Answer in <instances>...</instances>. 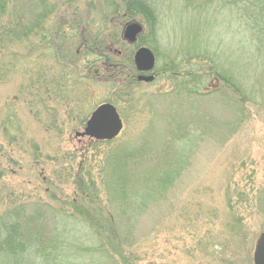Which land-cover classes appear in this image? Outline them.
Instances as JSON below:
<instances>
[{
  "label": "rangeland",
  "instance_id": "rangeland-1",
  "mask_svg": "<svg viewBox=\"0 0 264 264\" xmlns=\"http://www.w3.org/2000/svg\"><path fill=\"white\" fill-rule=\"evenodd\" d=\"M51 1L56 11L44 23L50 31L49 44L40 49L36 39L28 38L11 45L10 52L19 59L0 79V217L20 205L28 212L68 209L63 203L76 193L77 178L93 181L104 203L110 155L142 140L154 116L160 119L171 105L179 109L187 104L185 99L181 104L172 99L179 87L166 75L134 84L126 99L119 96L124 89L117 93L104 61L85 55L81 40L97 37L111 52L131 60L137 48H149L158 54L154 68H161L188 54L192 33L197 31L226 73L236 74L241 66L236 15L228 8L219 11L217 3L195 9L180 0H150L158 13L155 43H151L140 17L111 15L103 0ZM128 23L142 26L139 36L151 47L122 39ZM206 63L200 61L198 66ZM215 85L208 83V90ZM261 89L263 100L245 103L237 113L226 99L215 95L201 99V112L213 125L198 126L194 154L180 177L127 236L124 245L134 264H253L256 241L264 233V79ZM126 100L138 101L137 106L132 108L134 103ZM104 103L115 107L123 124L120 134L98 143L75 138L90 113ZM144 141L149 143L146 136ZM149 165L144 163L143 174L151 171ZM143 186L128 185L132 193ZM70 225L73 237L67 249L102 243L94 242L83 223ZM115 261L97 256L91 263L75 264H123Z\"/></svg>",
  "mask_w": 264,
  "mask_h": 264
},
{
  "label": "trees",
  "instance_id": "trees-1",
  "mask_svg": "<svg viewBox=\"0 0 264 264\" xmlns=\"http://www.w3.org/2000/svg\"><path fill=\"white\" fill-rule=\"evenodd\" d=\"M180 1L196 6L195 9L199 5L207 8L217 3L219 11L226 8L234 11L240 32V70H236V74L226 73L222 65L217 64L219 58L207 51L205 37L202 35L200 41L197 31L193 32L192 44L186 49V56H182L177 64L172 58L161 68L153 70L154 76L166 75L168 81L179 87L171 94L172 99L179 104L185 99L187 104L179 109L171 105L160 119L154 116L142 140L124 145L110 155L105 175L104 203L99 199L93 181L89 179L84 183L77 178L74 180L76 193L73 192L70 198L66 197L63 203L68 208L66 210L50 209L49 213H45L33 208L28 212L23 205L7 210L0 217V264H75L79 260L91 263L92 258L97 256L113 263L115 259H120L123 264H134L132 252L127 251L128 245H124L127 236L136 231L140 218L157 204L180 177L183 167L194 154L199 138L195 134L197 129L200 131L198 126L205 124L204 127L208 129L209 125H213L210 118L201 112V99L214 95L226 99L236 107V113L245 103L263 100L264 0ZM149 2L103 0L102 6L121 19L140 17L147 27L148 38L155 43L158 13ZM55 8L51 0H0L1 80L3 73L12 70L19 59L10 52L11 45L26 42L28 38L36 39L40 49H44L43 43L44 46L49 44L46 39L50 31L44 23L49 15L54 14ZM81 43L85 55L104 61L109 77L119 88L117 93L124 89L119 96L125 99L130 97L129 88L137 84L131 57L123 59V55L111 52L109 45L97 37L83 39ZM136 44L151 47L143 42L142 36L138 37ZM32 50L34 52L35 49ZM154 56L158 58L157 52H154ZM200 61H206V67L198 66ZM230 66L232 71L234 67ZM208 83H215L214 89L208 90ZM130 102L134 103L132 108L137 106L138 101L126 100V103ZM145 136L150 144L144 141ZM160 141L163 144L160 145ZM144 163H150L151 171L147 174L141 172ZM130 183L144 186L132 193L128 187ZM74 222L83 223L94 242L96 239L102 242L100 246L95 247L92 243L88 248L79 249L74 244L72 249H67L68 240L72 244L73 237L70 223ZM85 258L87 260L83 261Z\"/></svg>",
  "mask_w": 264,
  "mask_h": 264
},
{
  "label": "water",
  "instance_id": "water-1",
  "mask_svg": "<svg viewBox=\"0 0 264 264\" xmlns=\"http://www.w3.org/2000/svg\"><path fill=\"white\" fill-rule=\"evenodd\" d=\"M141 32V25L128 23L123 28L122 39L130 45L134 44ZM133 65L138 73L135 78L137 82L150 83L153 81L152 75H144L150 73L154 68V56L149 49L138 48L133 55ZM122 127V121L114 106L104 103L91 112L83 130L75 132L74 137H87L95 141H111L120 134ZM252 262L253 264H264V233L260 234L256 241Z\"/></svg>",
  "mask_w": 264,
  "mask_h": 264
}]
</instances>
